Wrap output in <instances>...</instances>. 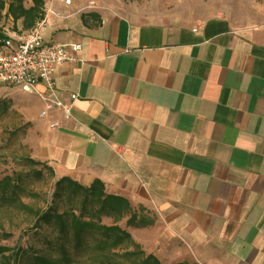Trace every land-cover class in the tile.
I'll use <instances>...</instances> for the list:
<instances>
[{"label": "crops", "instance_id": "obj_1", "mask_svg": "<svg viewBox=\"0 0 264 264\" xmlns=\"http://www.w3.org/2000/svg\"><path fill=\"white\" fill-rule=\"evenodd\" d=\"M90 1L44 0L60 15L46 40L79 44L81 62L54 76L67 116L40 117L41 85L26 94L31 158L124 199L151 223L125 230L161 264H264V20L143 21Z\"/></svg>", "mask_w": 264, "mask_h": 264}, {"label": "rangeland", "instance_id": "obj_2", "mask_svg": "<svg viewBox=\"0 0 264 264\" xmlns=\"http://www.w3.org/2000/svg\"><path fill=\"white\" fill-rule=\"evenodd\" d=\"M105 1L120 8L119 11L123 10L124 15L143 21H189L193 17L204 19L215 15L232 17L236 22L248 25L264 20V0ZM4 28L5 32L10 31V22L6 21ZM26 94L0 86V182L7 184L4 191L0 190V264H31L33 254L56 259L57 264H66L60 259L62 247L70 258L68 264H106L107 260L101 255L114 258L113 262L119 264H132L135 257L123 256V253L135 251L128 241L112 251L100 252L96 250L100 236L93 234L86 239L87 249L78 253L70 234L62 236L52 226L37 220V214L48 209L59 214L70 210L78 212L82 198L79 195L56 196L57 180L52 171L45 165L29 163V160L34 161L28 146L34 128L31 119L24 114V109L28 108ZM32 110L37 113L34 107ZM22 205L31 211L23 209ZM102 223L113 224L106 218ZM118 225L124 228L123 222ZM131 238L138 244L140 239H134L132 235ZM143 239L140 241L147 243L148 236ZM140 247L147 255L149 249Z\"/></svg>", "mask_w": 264, "mask_h": 264}, {"label": "trees", "instance_id": "obj_3", "mask_svg": "<svg viewBox=\"0 0 264 264\" xmlns=\"http://www.w3.org/2000/svg\"><path fill=\"white\" fill-rule=\"evenodd\" d=\"M28 4L30 5L28 6ZM43 15L44 0H0V46L7 39L4 28L6 21L11 24L10 31L21 34L30 31L43 18ZM18 23L20 28L16 26ZM29 163L41 165V163L31 160ZM6 186V182H0V190L4 191ZM55 190L56 196L79 195L82 202L78 212L70 210L59 214L48 209L37 214V220L52 226L62 236L70 234L76 252L80 253V251L86 250L88 247L86 239L94 234L100 236L96 245V250L100 252L112 251L120 247L124 241H128L135 251L123 253V256L135 257L136 259L132 264H161L153 255H145L141 247L132 240L131 235L124 229L126 227H147L151 223L147 220H137L124 199L105 195L103 186L99 181H94L89 187H82L68 178H62L55 183ZM21 207L31 211L27 206L22 205ZM126 217L128 218L125 220L124 228H122L118 223ZM103 218L110 219L113 224H103ZM62 252L63 256L60 259L68 264L70 258L66 256V250L63 247ZM101 257L107 260L106 264H119L113 262L114 258L109 259L105 255H101ZM30 262L31 264H57L58 260L41 254H33L30 256Z\"/></svg>", "mask_w": 264, "mask_h": 264}, {"label": "built area", "instance_id": "obj_4", "mask_svg": "<svg viewBox=\"0 0 264 264\" xmlns=\"http://www.w3.org/2000/svg\"><path fill=\"white\" fill-rule=\"evenodd\" d=\"M65 7L72 5L73 0H58ZM90 1L88 7H93ZM60 17L50 7L44 9L43 18L27 32L8 36L0 46V86L15 88L24 93H33L37 85H41L45 93L41 99L45 102V109L40 117L53 106L61 108L68 115L66 107L55 93V73L59 66L65 63L81 62L76 54L80 50L79 44H58L47 41V15ZM76 95L70 97L71 101ZM57 124L50 125L51 129Z\"/></svg>", "mask_w": 264, "mask_h": 264}]
</instances>
